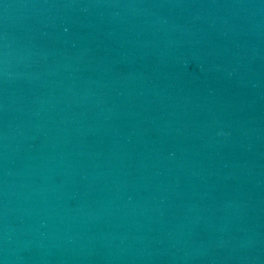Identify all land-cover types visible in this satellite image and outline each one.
Listing matches in <instances>:
<instances>
[{"label":"water","instance_id":"1","mask_svg":"<svg viewBox=\"0 0 264 264\" xmlns=\"http://www.w3.org/2000/svg\"><path fill=\"white\" fill-rule=\"evenodd\" d=\"M0 264H264V0H0Z\"/></svg>","mask_w":264,"mask_h":264},{"label":"clouds","instance_id":"2","mask_svg":"<svg viewBox=\"0 0 264 264\" xmlns=\"http://www.w3.org/2000/svg\"><path fill=\"white\" fill-rule=\"evenodd\" d=\"M225 133H223L222 131H218L217 135H224Z\"/></svg>","mask_w":264,"mask_h":264}]
</instances>
